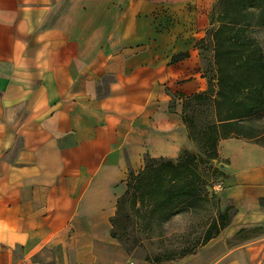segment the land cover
I'll return each instance as SVG.
<instances>
[{
  "label": "crops",
  "instance_id": "crops-1",
  "mask_svg": "<svg viewBox=\"0 0 264 264\" xmlns=\"http://www.w3.org/2000/svg\"><path fill=\"white\" fill-rule=\"evenodd\" d=\"M133 4L0 0V264H264V146L235 139L220 235L160 261L112 236L129 174L189 148L183 102L205 88L197 18L166 29L182 18H133ZM231 227L262 234L233 245Z\"/></svg>",
  "mask_w": 264,
  "mask_h": 264
},
{
  "label": "rangeland",
  "instance_id": "rangeland-1",
  "mask_svg": "<svg viewBox=\"0 0 264 264\" xmlns=\"http://www.w3.org/2000/svg\"><path fill=\"white\" fill-rule=\"evenodd\" d=\"M136 1L134 0L133 7L126 11L133 18H182L181 22L172 23V20L160 22L159 25L166 29L173 25L186 28L188 25L184 18H197L196 30L199 35L195 39V47L200 52L199 70L205 78L204 91L199 94L205 99L193 101L190 98L194 96L189 97L184 103V115L194 122L195 131L204 128L214 121L211 100L215 96L216 88L211 34L215 27L209 24L213 6L199 5L202 0H146L142 3ZM251 36L258 42L264 57V25L255 27L251 31ZM182 57L180 54L174 58ZM254 125L264 127V113L256 118ZM223 144L221 141L218 145L217 159L211 160L206 158L198 142H190L189 148L185 150L187 152L185 158L192 159L194 163L190 169L185 166L181 171V179L174 184L171 183L173 172L168 165L162 166L159 172L148 176L144 184V186L147 184V187L143 191L138 190L139 185L135 182L132 183L129 194L118 201V214L113 226L115 238L127 255L152 260L175 256L183 251L195 249L179 245L185 236L201 240L208 230L215 232L213 226L220 225L222 215L219 200V194L223 189L221 183L230 164L228 158L224 156ZM177 159L165 162L175 163ZM173 188L183 190L187 188L191 195L187 198L174 199L157 210L154 204H163ZM235 231L236 228L231 227L228 233L233 240L232 244L243 237L254 238L262 234L259 230L233 234Z\"/></svg>",
  "mask_w": 264,
  "mask_h": 264
},
{
  "label": "trees",
  "instance_id": "trees-1",
  "mask_svg": "<svg viewBox=\"0 0 264 264\" xmlns=\"http://www.w3.org/2000/svg\"><path fill=\"white\" fill-rule=\"evenodd\" d=\"M209 24L215 27L211 34L216 88L211 100L214 121L195 131L194 122L184 115V103L188 98L183 102L182 121L188 130L189 141L198 142L206 158L216 160L221 141L235 139L264 146V127L254 125L256 118L264 113V57L258 42L251 36L255 27L264 25V0H217L212 7ZM190 99L199 101L205 98L199 94ZM186 155L187 152L183 151L175 163L165 162L164 159H146L139 174H129L125 196L129 194L133 182L139 185V191H143L147 187L144 184L148 176L159 172L164 165H168L173 172L172 184L180 180L185 166L190 169L194 163L192 159L185 158ZM190 195L187 188H173L165 202L156 203L154 207L159 210L174 199ZM261 203L264 204V199ZM228 220L227 209L220 216V225L216 227L214 224L215 232L208 230L205 234L203 244L217 237Z\"/></svg>",
  "mask_w": 264,
  "mask_h": 264
}]
</instances>
